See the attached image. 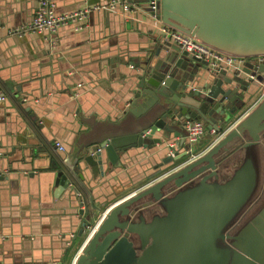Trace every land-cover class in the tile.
Listing matches in <instances>:
<instances>
[{
    "label": "water",
    "instance_id": "1",
    "mask_svg": "<svg viewBox=\"0 0 264 264\" xmlns=\"http://www.w3.org/2000/svg\"><path fill=\"white\" fill-rule=\"evenodd\" d=\"M160 7L164 23L215 49L264 54V0H160ZM153 42L145 57L131 58L137 74L122 115L81 135L73 160L55 158L48 166L58 191L79 196L82 234L101 208L95 195L90 206L81 189L82 168L97 178L109 173V164L120 166V155L132 148H156L155 156L167 151L153 171L160 175L106 208L73 264H264V186L258 189L264 185V95L231 122L249 103L254 65L215 70L160 36ZM259 70L263 84L264 64ZM188 118L225 129L187 160Z\"/></svg>",
    "mask_w": 264,
    "mask_h": 264
},
{
    "label": "crops",
    "instance_id": "2",
    "mask_svg": "<svg viewBox=\"0 0 264 264\" xmlns=\"http://www.w3.org/2000/svg\"><path fill=\"white\" fill-rule=\"evenodd\" d=\"M55 1L58 13L90 10L83 20H70L55 32L20 34L15 29L31 22L39 0H0V173L7 176L0 180L4 264H73L89 229L80 234L79 196L70 189L58 191L48 166L55 158L73 160L81 135L122 115L137 74L131 58L145 57L161 35V23L149 16L145 0H130L140 5L137 12L111 10L105 6L110 0ZM98 5L102 8L95 9ZM249 86L250 98L263 88L257 81ZM207 136L198 148L214 141L210 131ZM155 149L132 148L120 155V166L109 164L105 176L93 178L82 168L85 178L78 182L89 205L92 195L100 202L93 221L114 201L160 175L153 171L167 151L155 156ZM177 149L183 152L185 146Z\"/></svg>",
    "mask_w": 264,
    "mask_h": 264
},
{
    "label": "built area",
    "instance_id": "3",
    "mask_svg": "<svg viewBox=\"0 0 264 264\" xmlns=\"http://www.w3.org/2000/svg\"><path fill=\"white\" fill-rule=\"evenodd\" d=\"M146 5L148 7L149 16L161 23L160 36L163 40L170 41L177 45L181 50H185L191 55L206 60L210 68L215 70L234 67L242 72L247 63L252 62L254 68L248 75L253 82H258L257 78L259 73H261L259 67L264 64V54L255 56H237L222 52L202 42L199 38L186 34L175 27L164 23L161 18L160 0H147ZM105 6L111 10L121 8L123 11L137 12L140 5L130 0H110ZM101 8L102 6L100 5L95 6V9ZM89 10L90 9L85 8L83 10H75L67 13H58L55 0H39L31 22L16 28L15 32L20 34L26 33L27 31L55 32L60 26L68 23L70 20H83ZM81 27L82 25H78L77 28ZM262 85V89H264V83ZM261 95H264V91ZM183 123V127L186 130V138L188 140L186 142L187 160L193 159L202 153L204 149L198 148V145L207 131H210L214 135L215 141L223 135V130L225 129H222L223 132L217 131L214 128L208 129L207 123L203 119L188 118ZM56 145L60 150H64V146L61 142H57ZM170 146L172 147L170 153H173L177 146V141L171 142ZM105 210L92 222V224L87 226L89 233L93 231L98 221L105 213ZM0 264L4 263L0 261Z\"/></svg>",
    "mask_w": 264,
    "mask_h": 264
},
{
    "label": "rangeland",
    "instance_id": "4",
    "mask_svg": "<svg viewBox=\"0 0 264 264\" xmlns=\"http://www.w3.org/2000/svg\"><path fill=\"white\" fill-rule=\"evenodd\" d=\"M151 20H153V19H151ZM151 20H149V21H151ZM260 75H262L261 73H259V76ZM245 80H247V79H245ZM263 91H264V89H261V91H258L255 95H253L250 99H249V103L247 104V105H245L243 108H241L239 111H238V113L232 118V120H231V122H235L240 116H242L248 109H250L252 106H254L256 103H257V101L261 98V94L263 93ZM230 122V123H231ZM185 130V129H184ZM185 132H186V130H185ZM203 139H205V140H208V136H207V132H206V134L203 136ZM238 161V160H237ZM152 180V179H151ZM264 185H261V183H259V190L260 189H262V187H263ZM253 214L251 213L248 217L246 216V218L245 219H248L249 220V218H250V216H252ZM252 218V217H251Z\"/></svg>",
    "mask_w": 264,
    "mask_h": 264
}]
</instances>
